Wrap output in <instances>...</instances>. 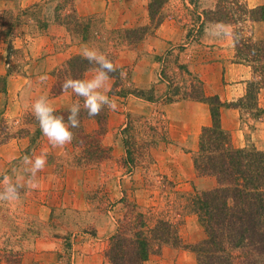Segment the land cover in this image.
<instances>
[{
    "label": "rangeland",
    "instance_id": "374dc122",
    "mask_svg": "<svg viewBox=\"0 0 264 264\" xmlns=\"http://www.w3.org/2000/svg\"><path fill=\"white\" fill-rule=\"evenodd\" d=\"M23 1L24 0H0V76H7V88L8 78L12 76L11 79L13 80L11 84H15V92H18L20 87L26 83L24 86L25 92L20 94V90L17 96L15 94V102L18 101V97L21 95L33 98L34 93L39 90V80L38 77H35L36 61L28 56L29 50L33 46V37L40 31L39 26H36V24L39 23L34 20L32 21V18L27 16L28 19L24 18V22L20 20V24L15 26L14 19L13 31L18 33V36H11L8 34L6 35L9 30V24H7V22L4 23L1 18L2 12L6 10H13V12H16L15 9L17 8L28 7L27 5L23 6ZM149 1L150 0H148V4L150 3ZM195 1L198 2V0ZM244 1L249 7L264 4V0ZM203 2L205 5L212 2L216 4V0H203ZM38 3L40 4H37L38 6L32 9L30 15L34 16L37 14L35 16L38 17L40 15L42 18H50L54 12L55 6L57 7L58 4L57 0H48ZM193 5L194 2L190 3V0H170L165 9L166 18L174 15L172 16L174 18L182 16L193 20L198 15L195 11L199 10L198 5H194L195 7ZM147 11L149 13V10ZM66 12L68 13V11ZM66 12H63V14H67ZM102 19L103 18L100 16L85 19L86 22L80 24L81 28L84 27L87 21H90L88 23L89 26H87L89 29L91 26L95 29L101 28L103 26ZM148 24H150V20L149 23L144 25L133 27L134 25L128 24L110 32L102 31L101 29V32H94L93 35L91 33L92 36L88 41H90L91 47H98L106 51L110 54V58L113 56L115 60V49L123 46L134 48L144 42L145 39L152 36L157 30H152V32L138 44H133L130 42L132 36L127 37L125 29L143 27ZM227 25L231 26L229 33L231 36L234 34L235 30H238L242 26L240 24L237 26ZM74 26L77 27V24ZM244 26L245 31L257 40L264 39V21L255 23L248 21ZM189 29L193 34L196 28L194 26ZM69 30L68 28V31ZM224 32L222 34L225 37ZM73 35L72 33V36ZM233 37L234 36H232V41ZM72 38L82 39V37L78 35H74ZM9 43L12 44L11 48H9ZM181 48L182 47L177 48L179 51L176 53L177 62L173 64L171 63L173 61H169V63L165 61V63L162 62V67L160 66V71L166 74V77H163V79H167L169 82L168 91H171V93H179L176 94L177 96H184L186 92L194 93L195 90L199 89L201 83L204 85L206 83L205 79L202 77L206 75V68L202 70V68L198 67V72H195V74L193 71H190L186 65L179 62L180 58H182L180 57V53L183 51ZM233 48L235 49L234 41ZM188 54L190 53L187 52L186 55ZM245 66L247 68L239 67V71L236 70L237 73L232 72V80H236L238 76L240 77V74L244 75V73L248 75V78H246L248 79L247 81L253 79L252 68L246 64ZM120 69L123 71V78L120 79L119 85L131 87L130 69L125 71L123 68ZM55 75L57 81L58 71ZM226 93L224 95H226ZM228 93L230 94V92ZM238 99L239 98H236L232 101H237ZM29 100L31 99H26L28 106L25 104L23 108L19 105V107L22 108L20 120L21 125L24 124L25 128L30 129V135H32L33 138L37 125L27 122L29 119L28 116L32 115ZM9 101L10 95H8V92H0V110H6ZM78 101H80V98ZM259 104L264 110V87L260 93ZM238 112L239 127L236 132L232 133V131L223 127L230 134L232 145L234 147H250L254 145L258 149L264 150V112L260 114V116H255L252 114L255 111L246 109L238 108ZM20 115H13L8 118L5 114L11 125L10 130L14 134H16L18 129L23 128V126L17 128L14 122V118ZM125 128H129L126 133L124 132ZM125 128L121 132V136L124 141L126 158L128 152L125 140L126 137H128L131 148V158H133L134 163V167L132 168H136L139 174L138 179L136 181L134 179L129 181L128 177L132 173V169L130 165L125 162L126 158L122 159L116 168L103 165L106 160L90 164L89 166H77L74 161L84 155L82 149L74 146L73 142H71L72 144H70V147L65 153L59 156L51 155L50 159H52L51 161L56 165L55 172L57 174V179H54L53 184L50 185V180L44 175L41 176V173H38V186L35 189L22 191L21 200L19 202L13 204L0 202V264H59L60 261L64 264H72L71 249L74 243L80 242L79 240L84 241L91 236H97L99 226L104 230L107 229L108 226L109 228L113 226L115 232L118 220L123 218L128 209V203L133 204L136 210L148 214L153 224H155L157 218L170 219L177 223L184 245L174 246L169 244L165 246L176 248L177 251L181 250L182 256H180V259H182L183 264H198L196 253L190 249V246L195 243H190L188 240L198 238L202 232L205 233L206 237V232L197 214L184 208V205L188 201L186 200V195L194 192L195 189L185 190L182 184L180 185V183L176 182V179L174 181V178H169V176L173 177V175L168 174L151 153V142L163 140L165 137L164 124L161 120H158L154 124V122H151L147 118L130 117ZM14 138H17V136L11 138L8 141V145L3 147L0 152V181H3L4 176L11 175V170L13 168H19V163L23 156H30L29 151L31 150L28 148L22 149L23 140H21L22 142L20 140H16V142L15 140L11 141ZM200 138L201 134L199 136V143ZM67 165L82 168L89 167V169L90 167L91 169L95 168L98 170V177H95V179L93 175L86 172L81 175L79 180L78 177L76 178L75 176L67 179V175L65 174ZM117 170L120 171L121 175H127L126 187H122L121 190L118 179L114 177ZM48 185L51 187L48 188ZM52 186H54V188H52ZM50 239L57 241L59 244L57 248L59 249L52 252L51 255L43 254V251L40 252L37 248L38 243L40 244L42 241L43 243H47ZM58 244H56V246ZM162 251L159 254H152L145 264H150L149 261L158 264ZM56 252L59 253L57 254ZM13 255L18 257L20 255V262L10 261ZM105 257L108 259L107 255Z\"/></svg>",
    "mask_w": 264,
    "mask_h": 264
},
{
    "label": "crops",
    "instance_id": "0c3cea01",
    "mask_svg": "<svg viewBox=\"0 0 264 264\" xmlns=\"http://www.w3.org/2000/svg\"><path fill=\"white\" fill-rule=\"evenodd\" d=\"M42 1L48 0H24L23 6H30ZM59 1L61 0H57V2ZM74 4L79 17L82 19L95 16L102 17V31H114V29H120L128 24L134 25L133 27L144 25L150 20L147 11L149 10L148 0H75ZM194 5H198L199 10L195 11L198 15L193 20L182 16L174 18L172 17L174 15H171L172 18L167 17L156 32L138 46L134 48L123 46L115 49L117 67L123 68L124 71L130 69V78L135 87L140 89L154 87L157 99L148 101L134 95L124 97L112 93L116 81L112 77L109 82L111 91L108 95L116 102L117 107L115 110H109L106 132L101 137V143L111 149V157L103 165L116 168L119 162L126 158L121 132L127 126L130 117L147 118L154 124L161 120L164 124L165 137L152 145V155L168 174L173 175L169 178H174V181L176 179V182L182 184L185 190L207 191L217 186V179L214 176L198 174L194 166V155L199 147V136L203 126L211 123L210 107L206 102L193 99L166 102L169 82L167 79L161 78L160 66L165 61L167 63L173 61L171 62L173 64L177 62L176 53L179 52L177 48L182 47L183 51L180 53L182 58L179 62L186 65L194 73L198 72V67L202 70L206 68V75L202 77L206 81L205 87L208 93L218 94L227 101L243 96L248 75L247 73L240 74V77L232 80V72L237 73L236 70L239 71V67L246 66L236 61L235 49L233 48L234 37L232 41L233 34L232 36L229 35L231 26L205 20L204 11L214 8L215 2L205 5L203 0H198ZM54 13L48 18L47 29L42 33L39 31L33 37V46L28 53V56L36 61L35 77H38L39 80V90L34 93L33 98L21 95L15 102V94L17 96L20 90V94L25 92L26 83L20 87L18 92H15V84H11L13 79H11L12 76H9L7 92L10 95V101L5 110L8 118L13 115H20L22 108L19 105L23 107L26 104L28 106L27 98L32 100H29L31 106L35 97L37 98L44 92L48 93L57 110L68 109L72 103L77 102L80 98L75 96L71 90L54 95L52 90L56 81L55 74L66 66L72 57L81 55L84 46L91 47V44L88 40L72 38L74 35L72 36L66 25L55 20ZM194 26L198 29H195L192 34L189 28ZM187 52L190 54L186 55ZM225 93L226 95H224ZM79 102L82 104L83 100L80 98ZM21 115L14 118L17 128L25 127L24 124L21 125ZM238 115V109L223 108L221 113L223 127L235 133L239 127ZM83 126L86 132L90 134L97 132L100 128L96 117L84 119ZM13 140L15 142L16 140H23L22 149L30 148V156L39 154L42 149L48 151L47 165L40 173L41 176L44 175L50 180V185L53 184L54 179H57V174L55 172L56 165L50 159L51 155L59 156L65 153L72 143L63 148H52L42 133L37 142H32L31 135L22 138L17 137L11 141ZM8 143L0 146V152ZM86 172H89L94 178L98 177V170L91 169V167L89 169V167L67 165L65 174L67 179L75 176L79 180L81 175ZM138 175L136 168H134L128 177L129 181L133 179L136 181ZM114 177L118 179L120 190L122 187H126L127 175H121L120 171L117 170ZM50 185L48 188L51 187ZM113 232V226L110 228L108 226L105 230L99 226L97 236H91L84 241L79 240L80 242L74 243L71 249L72 264H109L105 252ZM204 238L205 233L202 232L198 238L190 239L188 242L197 243ZM56 244H58L56 240L50 239L47 243H43V241L38 243L37 248L40 252L43 251V254L51 255L52 252L59 249L57 248L59 244L57 246ZM178 251L176 248L165 246L158 264H183L182 259H180L182 251ZM149 262L155 264L153 261ZM59 264L64 263L60 261Z\"/></svg>",
    "mask_w": 264,
    "mask_h": 264
},
{
    "label": "trees",
    "instance_id": "16d2710c",
    "mask_svg": "<svg viewBox=\"0 0 264 264\" xmlns=\"http://www.w3.org/2000/svg\"><path fill=\"white\" fill-rule=\"evenodd\" d=\"M75 0H61L54 9L55 20L66 25L74 35L81 36L83 40H89L94 32H101V28L90 29L87 21L81 28L85 19L79 17ZM170 0H150L149 17L150 24L143 27L125 29L126 36H132L130 42L138 44L152 30L157 29L166 18V5ZM195 0H190V3ZM40 3L28 7H20L2 12V20L9 24L6 35L18 36L13 31L21 21L32 18L38 22L40 32L48 27V18L31 16L33 8ZM68 11V13L66 12ZM66 12L67 14H63ZM205 20L209 22L242 25L234 31L235 58L238 63L249 65L252 68L253 79L247 81V89L237 101L223 100L218 94L208 93L204 84L194 93L186 92L184 96H177V92L168 91L165 101L173 102L178 99H193L209 104L212 123L203 127L199 150L194 156V165L199 175H213L218 180V186L208 191H194L186 195V204L190 212L197 214L205 229V239L190 246L191 251L197 255L198 264H264V150L256 146L234 147L230 134L223 128L221 113L223 108H239L255 111V116L263 114L264 110L259 106V97L264 87V39L257 40L245 31V23L248 21H264V4L249 7L244 0H216L214 8L204 11ZM63 16V17H62ZM43 19V20H42ZM73 24V25H72ZM77 24V27L74 25ZM94 28V29H92ZM92 33V35H91ZM9 43V48H11ZM115 63L114 57L111 58ZM92 65L81 58V55L72 57L67 65L58 71V79L53 87L54 95L62 94L61 85L69 76H81ZM111 74L116 79L112 93L124 97L134 95L148 101H155L156 89L151 87L144 90L135 87L119 85L120 74L123 71L118 68ZM161 72V78L166 74ZM0 92H7V76H0ZM109 109L104 108L98 116L100 128L90 134L83 126L84 119L90 117L82 110L80 113V127L73 129L74 146L82 149L83 157L74 161L77 166H89L102 162L111 157L110 147L101 143V137L106 132ZM57 114H63L67 118V109L57 110ZM29 115V114H28ZM31 116V117H30ZM31 124L37 125L35 134L31 135L32 142H37L41 135L39 123L33 117L28 116ZM11 125L5 116V110H0V146L7 143L13 137H25L31 134L29 128L18 129L16 134L11 132ZM129 128H125L126 133ZM156 141H152L154 145ZM125 145L128 156L125 162L134 170L131 148L126 137ZM30 150V148H29ZM30 152V151H29ZM131 172V171H130ZM182 197V195H181ZM183 246L182 237L177 223L170 219L157 218L155 224L151 222L148 214L136 210V207L128 203V209L123 218L117 222L115 232L110 237L109 248L106 251L110 264H145L152 254H159L165 245ZM18 254V253H17ZM21 256L13 255L10 261L20 262Z\"/></svg>",
    "mask_w": 264,
    "mask_h": 264
},
{
    "label": "clouds",
    "instance_id": "9594fccd",
    "mask_svg": "<svg viewBox=\"0 0 264 264\" xmlns=\"http://www.w3.org/2000/svg\"><path fill=\"white\" fill-rule=\"evenodd\" d=\"M81 58L92 67L81 76L67 77L61 88L83 100L74 102L67 109V118L57 114V109L47 92L40 94L31 104V113L39 123V128L52 148H63L74 139L73 129L80 127V113L87 112L90 117L98 116L104 108L115 110L116 102L110 98L109 82L111 74L118 71L110 54L98 47L84 46ZM123 76V73L120 74ZM48 151L42 149L39 154L21 158L19 168H13L11 175L0 181V202L13 204L21 200L22 191L38 186V173L42 172L48 162Z\"/></svg>",
    "mask_w": 264,
    "mask_h": 264
}]
</instances>
